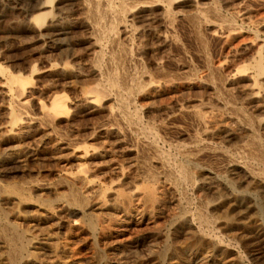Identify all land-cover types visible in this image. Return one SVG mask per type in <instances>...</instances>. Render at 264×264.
<instances>
[{"label":"rangeland","instance_id":"obj_1","mask_svg":"<svg viewBox=\"0 0 264 264\" xmlns=\"http://www.w3.org/2000/svg\"><path fill=\"white\" fill-rule=\"evenodd\" d=\"M1 1L5 9L0 8V71L17 78L28 91L18 99L3 88L0 80V213L3 223L9 221V225L32 243L28 253L23 255L22 264L25 260L28 264H264V224L259 225L264 223V190H260L255 181L242 183V177L228 172L219 157L203 153L194 163L198 168L195 181L203 184L204 189L189 184H181L177 189L161 180L154 187L162 201L153 209L138 201L115 205L112 191L127 194L146 183L136 169L135 150L142 135L126 130L119 121L107 120L109 111H118L113 101L104 100L100 109L94 110L74 106L75 101L86 97L89 89L98 83L89 70L93 49L83 16L73 12L70 25L62 29L52 23L53 9L42 11L45 14L41 20L33 19L38 14L36 6L43 0ZM210 1L175 0L173 16L167 25L155 8L144 14L138 12L135 6L148 0H125V5L132 8L135 15L127 19L129 30L126 33L119 29L121 43L127 45L132 56V62L124 71L131 73L143 69L156 86L134 95L131 112L137 110L142 125L155 131L156 145L162 155L171 154L178 145L188 146L191 139L198 137L213 143L214 151L222 149L237 157V149L250 137L245 127L220 107L212 110L204 106L214 104L215 98L200 80L206 75V68L199 60L200 47L181 16ZM213 1L223 16L234 18L237 31L231 35L223 30L203 31L205 53L212 65L224 68L217 79L224 81L235 75L227 86L229 95L236 104L255 115L259 106L246 96L249 85L246 77L256 55L264 63V31L257 30V22L264 18V0ZM241 6H246L243 16L238 13ZM132 31L138 35H133ZM255 35L259 43L257 49L253 53L241 52V47L251 42ZM112 53V48H105L106 57ZM189 69L195 79L183 75ZM115 73L119 76L122 70L117 69ZM259 83L264 89V81ZM56 96L63 98L66 110L50 129L17 127L18 116L14 109L18 104L26 103V115L33 120L42 112H51ZM223 97L229 101V96L224 94ZM189 107L201 113L202 123L184 114ZM116 128L123 132L120 136L101 134L103 129ZM256 135L264 143V128H259ZM69 140L74 142L69 146L70 152L66 151ZM101 151L105 153L103 159L93 157ZM80 170L84 171L86 185L95 184L105 201L101 208L91 203L84 211L86 214L58 200L68 192L57 185L59 176L75 177ZM218 178L233 184V193L218 188L215 184ZM16 187L24 190V197L15 195ZM240 193L252 195L251 202L238 205L236 199ZM206 209L208 226L194 220L192 227L175 230L176 217L181 214L187 218L197 217ZM90 219L96 222V233L89 232L86 227ZM227 223L233 227H227ZM0 264H10L1 239Z\"/></svg>","mask_w":264,"mask_h":264},{"label":"bare ground","instance_id":"obj_2","mask_svg":"<svg viewBox=\"0 0 264 264\" xmlns=\"http://www.w3.org/2000/svg\"><path fill=\"white\" fill-rule=\"evenodd\" d=\"M174 2H175V0H148V2H146L145 4H141L138 7L137 6H135V7L137 8L138 12L141 14L142 13L144 14V12L148 11V9H150V8H153V9L155 8V9L159 10V12L161 13V15L163 17L164 22L167 25H169L171 22L172 16H173L172 7H173ZM0 8L5 9L1 0H0ZM6 8H7V6H6ZM45 9H53L54 10V15L52 17V23H54L55 25L59 26L62 29H65V28H67V26L70 25L71 16H72V14H74L73 12H79L83 16L84 26L89 31L90 36L88 38V41H89L90 46L93 49L92 61H91V64L89 66V70L93 74V76L98 79V83L94 87L89 89L86 97H82L81 99L75 101L74 106L82 107L83 109L85 108V110L86 109L94 110V109H100V107L102 106V102L104 100H110V102L113 101L116 103L118 111L117 112L109 111L108 116H106L107 120L109 122L119 121L125 127L126 130L136 132V133H139L140 135H142V140H141L140 144L136 146L137 148L135 150V154L137 156L136 159H138V165H137L136 169L139 172V174L141 175V178H143V180H145L146 183L144 186H142L140 188H135L134 190L131 189L132 191H130L127 194L119 193L118 191H114V192L112 191V196L114 197V204L115 205H118V204L124 205V204H129L133 201H138L139 204H142L144 207L153 209L162 201L159 198L157 191L154 187V185H157L161 180L168 182L173 188H177L181 184H187V185L189 184L194 188L204 189L203 184L199 185L195 181V173H196V171L198 172V170H197L198 168L196 169L197 166H195V164H194L195 161L197 160V157H199V155H201L203 153L204 154L206 153V155H210L212 157H219L225 163L224 165H226L228 172L236 173L242 177V181H241L242 183L255 181V182L259 183V185H260L259 189L264 190V143L263 142L261 143L259 141V139L257 138V135H256V131L259 128H264V89L260 86V83H259L260 81H264V63L262 62L259 55H256V58L254 59L255 61L251 66V72L246 77V80L249 83L248 87L245 90L246 96L249 98V100L253 104L259 106V108L257 107L258 108L257 112L255 113V115H253V114L248 113L243 105L236 104L231 98L232 95H231V97L229 95L230 93L228 92L227 86L232 82L235 75H231V76L227 77L226 80L223 78L224 81L217 79L218 78L217 76L223 71L224 68L221 66L212 65L210 63L209 58L207 57V53H205L203 37H202L203 31H208V32L213 31L214 32L215 30H223V31H226L227 33H229V35L236 34V31H237V27L235 25L234 18L223 16L219 11L218 6L216 5V3L213 0H211L210 3H208L207 5H204V6L202 5L200 7H196L193 9L192 12H189L188 14L182 15L181 20H182V22L184 21L188 25V28L191 32L193 39L198 43V45L200 47L198 55L201 59H199V60L202 61V63L204 64V66L206 68L205 69L206 73L204 72L206 75L200 80L204 82L205 87L209 91H212L214 98H215L214 104L213 103H211V104L207 103L204 105L205 109L207 108V109L213 110V108H215V107H220V109H222L226 113L230 114L231 117L235 120V122H237L241 126H244L245 130L249 133V136H250L249 140L245 143L243 141L242 143H244V144L240 145L239 149H237L238 150L237 157L232 155V153L226 152L222 149L219 150L218 152L214 151L215 148H214L213 143L211 144L210 142H206L205 140H202L201 138H198V137H194L193 139H191L188 146H183V145L176 146L173 149V152L172 153L170 152L171 154L162 155L160 153V151L156 145L158 141H157V135L154 133L155 131H153L150 127L142 125L137 110L131 112V109L133 107L132 101H133L134 95L135 94L137 95L138 93L140 94V93L144 92L146 89H150V90L154 89V88H156V86H154L152 84L151 78H149L147 76V74L145 73V71L143 69H141L139 71L131 72V73L124 71L125 66L127 64H130V62H132V56H131L130 49H128L126 47L127 45L125 46L124 45L125 43L124 44L121 43V40L119 38V31L122 30L125 32V31H127V29L129 30V26L127 24V19L132 18L135 15L133 9L128 8L125 5V0H43L42 2L38 3V5L36 6L35 11L38 12V14L35 15L33 17V19L35 21L41 20L43 15L45 14V13H41V12L44 11ZM2 13H4V12L2 11ZM238 13L243 16L244 13H246V6L245 7L241 6L238 9ZM72 17H74V16H72ZM142 17H144V16H142ZM257 25H258L257 30L264 31V18L259 20L257 22ZM47 30H48V28H47ZM58 32H60V31H58ZM132 34L138 35L136 32H133V31H132ZM161 34H162V32H161ZM238 40H240V39H238ZM235 43H237V42H235ZM230 45H231V43H230ZM258 45H259V43L257 40V36L255 35L254 39L251 42L244 44L241 47V52H252L253 53V51L255 49H257ZM108 46L110 48H112L113 53L111 56L106 57L104 55V50ZM134 54H136V53H134ZM59 57H60V55H59ZM180 58H181V56H180ZM227 59H228V57H227ZM181 61H183V60H181ZM184 63H185V61H184ZM136 68H138V67H136ZM117 69L122 70V74L119 76H117L118 74L115 73ZM202 70H204V69H202ZM183 75L187 79H191V78L195 77V74L190 69L187 70L186 72H184ZM226 75H227V73H226ZM0 80H2L3 88L8 89V91L13 93L18 99L19 98L22 99V97H24L26 92H28L27 88L25 86H23L17 78L12 77L10 75H7L3 71H0ZM78 90H79V88H78ZM79 91H81V90H79ZM54 92H55V90H54ZM224 94L229 96V101H225V99L223 97ZM153 100H155V99H153ZM158 103H159V101H158ZM18 105H19L18 108L14 109V110L16 111L17 116H18L17 127H19V129L38 128L41 126L45 127V129L46 128L50 129L52 127L55 119L57 117L62 116L66 110V106L63 102V98L61 96H56L51 103V112L50 113L49 112H42L39 118L32 120L26 115V110H27L26 103L21 102ZM181 112L182 111H180V113ZM185 113L190 115L198 123L203 122V118H202V115L200 112L194 111V110L190 109V107H189L184 111V114ZM79 119H78V121H79ZM0 123H2V122H0ZM178 124H180V123H178ZM57 127H58V125H57ZM122 133L123 132L122 131L120 132V130L118 128L111 129V130L103 129L101 131V134H103V135L113 134L115 136H120ZM208 138H210V137L208 136ZM68 143L69 144H67L68 147H67L66 151H69V146L74 145L73 140H69ZM94 143H96V142H94ZM166 145H168V144H166ZM237 148H238V146H237ZM103 153L104 152H102V151L97 152L93 157L103 159L104 154H105V153L104 154ZM168 153H169V151H168ZM58 156H60V155H58ZM39 159H41V158H39ZM217 161H219V160H217ZM78 168H80V166H78ZM83 174H84V171L80 170V174L78 176H75V177H70V176L65 175V174L59 176L58 181H57L58 184L57 183L56 184L58 186L62 187L63 189H67L68 192L64 195L62 194L61 196H59L58 200L60 202L61 201L64 202L66 205H68L70 207H76L80 212H84L86 209H88V207H90L91 203H92V205L100 207V208L104 207L105 206L104 196L101 194L99 188L95 184L86 185V177ZM136 183H138V182H136ZM215 184L218 188H222L223 190H225L228 193H233V191H234L233 184H231L229 181H227L225 179H222V178L219 179L218 178V179H216ZM180 188H181V186H180ZM13 191H14L15 195L22 196L24 190L22 188L16 187V188H14ZM246 193H240L239 194L238 198L236 199L238 205L242 206V205H245L247 202H251V200H252L251 196L252 195L250 196V195H247ZM22 197H24V196H22ZM256 205L258 206V204H256ZM6 209H8V208H6ZM255 210L258 213V210H260V209L257 207V208H255ZM166 212H168V211H166ZM206 213H207V209L204 210L203 212H201L199 215H197L198 214V212H197V214H196L197 217H192V218L188 217L187 218L186 216H182V214H181V216H178V217H176L177 215L174 216V217H176L174 220V224H173L175 227V230H177L179 228H183V227L184 228L185 227L186 228L192 227V225H194L193 224L194 220L195 221L198 220V223L200 222L202 225L203 224L207 225L209 223V221L207 219ZM232 214H234V213H232ZM185 215H187V214H185ZM2 218L3 217L0 213V239H1V243L7 249L9 263L10 264H22L23 263V259H22L23 255L28 253V250L30 249V246L32 245V243L17 228H15L13 225H9V223H8L9 221L4 222L5 223L4 224L2 222ZM86 219H87V217H86ZM84 221H85V219H84ZM258 221L260 222L261 220H258ZM195 224H197V223H195ZM201 224H199V225H201ZM263 224H264L263 222L259 223L260 226H263ZM199 225H198V227H199ZM210 225H211V223H210ZM226 225L229 228L233 227V224H231V223H227ZM86 227L89 230V232L94 233L96 231V222L94 220L90 219L86 223ZM196 229H197V227H196ZM197 231L198 230H196V232ZM200 234H202V233H200ZM203 235H206V234H203ZM203 239H205V238H203ZM119 240H121V239H119ZM228 243H229V241H228ZM128 247H129V245H128ZM98 248H100V247H98ZM37 252H38V250H37ZM24 262H25V264L29 263L28 260H25Z\"/></svg>","mask_w":264,"mask_h":264}]
</instances>
